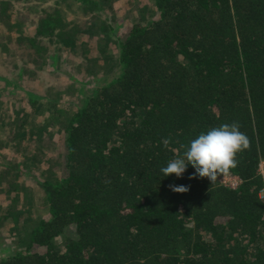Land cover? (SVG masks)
Returning <instances> with one entry per match:
<instances>
[{
  "label": "trees",
  "instance_id": "obj_1",
  "mask_svg": "<svg viewBox=\"0 0 264 264\" xmlns=\"http://www.w3.org/2000/svg\"><path fill=\"white\" fill-rule=\"evenodd\" d=\"M106 1L79 0L99 11ZM55 4L24 29L11 2L0 0L7 32L0 45L23 48L32 38L55 37L70 50L85 47L75 33L94 30L68 32ZM151 5L152 19L127 25L119 36L108 24L96 32L102 62L96 71L112 75L84 94L80 106H45L62 131L58 159L0 162V228L6 227L0 264H264L257 174L264 157V0ZM27 96L31 108L6 116L10 124L0 122L10 131L6 138L25 147L46 131L31 116L41 114L39 98ZM233 122L250 140L231 170L241 180L236 188L218 180L210 185L190 164L181 177L163 176L161 168L183 154L181 145ZM25 177L38 188L44 214L33 212L37 199Z\"/></svg>",
  "mask_w": 264,
  "mask_h": 264
},
{
  "label": "rangeland",
  "instance_id": "obj_2",
  "mask_svg": "<svg viewBox=\"0 0 264 264\" xmlns=\"http://www.w3.org/2000/svg\"><path fill=\"white\" fill-rule=\"evenodd\" d=\"M9 1L16 10L19 20L24 23V29L32 27L31 23L41 15L42 9L52 11L56 7L55 3L58 2L66 22H69L68 32H72L74 28L86 27L94 30L91 32L93 35L76 32L77 43L81 40L85 41L86 45L82 47L77 44L74 50L60 45L55 41V37L43 38L41 41L32 38L29 42L30 46L26 45L23 48H17L14 41L6 46L0 45V76L11 81L9 84L0 81V102L2 103L0 122L10 124L11 121L6 119V116L14 117L15 111L31 108L27 94L32 93L39 98L35 108L40 109L39 113H41L38 115V112L32 113V119L46 128L40 138L32 139L25 147L17 145V139L12 142L10 136L6 138L7 132L10 131L8 128L5 129V126H0L2 128L0 129V162H29L30 158L34 157L40 164L45 160L51 161L52 164L58 159L61 151L62 131L55 127L56 125L52 126L56 123L50 118V113L45 106L50 104L66 111L75 110L82 104L84 94H88L95 85L102 82V79L112 75L102 72L103 70L96 71L102 64L101 60L97 63L98 58L95 56L97 36L100 35L96 32H102L101 28L108 24L112 35L119 36L127 25L134 22H146L155 14L151 0H108L102 8L103 11H99L97 6L92 9L90 5L80 4L79 0L45 2L30 0L32 3ZM96 16L100 19L99 24L94 22ZM6 34L4 26L0 24V43L6 40L4 39ZM37 170L38 168H35V171ZM29 180H31L30 177H25L27 187L36 196L39 190ZM36 199L33 201V212L44 214L37 196ZM5 228V226L0 228L4 235Z\"/></svg>",
  "mask_w": 264,
  "mask_h": 264
},
{
  "label": "clouds",
  "instance_id": "obj_3",
  "mask_svg": "<svg viewBox=\"0 0 264 264\" xmlns=\"http://www.w3.org/2000/svg\"><path fill=\"white\" fill-rule=\"evenodd\" d=\"M162 144L167 148L170 140L165 138ZM181 148L185 149L183 154L178 152L176 158L161 168L163 176L175 174L181 177L190 164L195 170L194 175L207 178L211 185L218 180V177L231 175V170L237 166V154L250 148V140L239 130L238 123H224L201 132L187 146L181 145ZM192 178L193 176L189 177ZM169 188L178 193L189 190L183 185H169Z\"/></svg>",
  "mask_w": 264,
  "mask_h": 264
},
{
  "label": "built area",
  "instance_id": "obj_4",
  "mask_svg": "<svg viewBox=\"0 0 264 264\" xmlns=\"http://www.w3.org/2000/svg\"><path fill=\"white\" fill-rule=\"evenodd\" d=\"M257 174L260 176L262 182L261 189L259 190V196L264 199V157L258 162ZM218 182L224 186L234 189L240 184L241 180L238 176L231 173V175L226 177H218Z\"/></svg>",
  "mask_w": 264,
  "mask_h": 264
}]
</instances>
